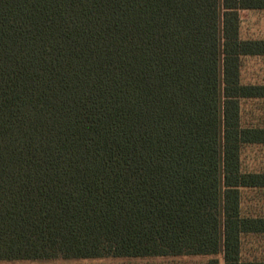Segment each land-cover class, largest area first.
<instances>
[{"label":"trees","instance_id":"obj_1","mask_svg":"<svg viewBox=\"0 0 264 264\" xmlns=\"http://www.w3.org/2000/svg\"><path fill=\"white\" fill-rule=\"evenodd\" d=\"M240 9L264 0H0V264H253Z\"/></svg>","mask_w":264,"mask_h":264},{"label":"crops","instance_id":"obj_2","mask_svg":"<svg viewBox=\"0 0 264 264\" xmlns=\"http://www.w3.org/2000/svg\"><path fill=\"white\" fill-rule=\"evenodd\" d=\"M241 10V9H240ZM242 10H264V9H242ZM240 19V18H239ZM246 39V38H245ZM261 39L264 38H247ZM262 58L264 56H251ZM247 58V57H245ZM244 59V58H243ZM242 59V60H243ZM242 78V68L240 69ZM253 81L243 80L244 82L264 83V74L256 75ZM243 110L247 112L248 119L252 125L264 127V99L247 100L243 103ZM255 156L253 171L264 173V143L250 144L242 148L241 155L247 162H251L249 155ZM241 200L240 209L242 216L264 219V186L240 188ZM220 264H224L222 255H218ZM240 259L244 263L264 264V232L244 233L240 241Z\"/></svg>","mask_w":264,"mask_h":264},{"label":"rangeland","instance_id":"obj_3","mask_svg":"<svg viewBox=\"0 0 264 264\" xmlns=\"http://www.w3.org/2000/svg\"><path fill=\"white\" fill-rule=\"evenodd\" d=\"M240 36L242 38H264V10H239ZM243 80L253 81L254 77L264 74V59L247 57L242 60ZM208 257H173L140 261L139 264H203Z\"/></svg>","mask_w":264,"mask_h":264}]
</instances>
